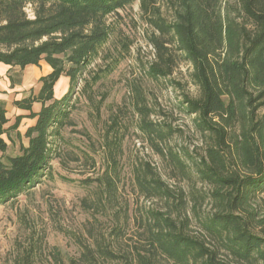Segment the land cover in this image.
I'll return each instance as SVG.
<instances>
[{"label":"trees","instance_id":"obj_1","mask_svg":"<svg viewBox=\"0 0 264 264\" xmlns=\"http://www.w3.org/2000/svg\"><path fill=\"white\" fill-rule=\"evenodd\" d=\"M159 1L0 0V64L52 69L37 94L13 102L28 115L12 124L0 103V205L40 182L48 166L50 142L68 118L70 95L56 96L60 79L73 90L110 38L109 17L139 2L152 30L149 77L170 78L182 63L192 69L199 98H187L183 110L195 116L204 153L162 154L191 183L188 191H174L149 166L138 171L143 194L165 203V211L148 213L145 246L122 257L98 246L73 264H159L160 257L168 264H264L257 203L264 195V0H163L170 15ZM23 119L35 120L24 132L28 146L5 163L4 137L19 132Z\"/></svg>","mask_w":264,"mask_h":264},{"label":"rangeland","instance_id":"obj_2","mask_svg":"<svg viewBox=\"0 0 264 264\" xmlns=\"http://www.w3.org/2000/svg\"><path fill=\"white\" fill-rule=\"evenodd\" d=\"M222 1L232 6L237 2ZM159 2L170 15L163 0ZM27 13L32 17L30 8ZM108 23L110 38L78 85L72 90L65 77L57 84V97L70 95L68 118L50 142V159L40 182L0 205V264H22L25 259L31 264H73L87 249L95 254L98 246L129 256L147 244L148 213L165 211L164 201L140 190L138 171L149 166L176 192L192 186L173 170L170 156L162 155L185 152L197 159L204 153L195 116L183 110L187 98H199L190 81L191 67L182 63L167 79L149 77L152 30L139 2L110 16ZM48 70L52 71L45 62L10 70L11 88L20 86L9 101L37 94ZM24 75L27 84L22 83ZM1 85L0 80V91L6 92ZM14 113L12 124L17 116L28 115ZM34 123L23 119L19 132L5 135V163L8 157L22 155L29 143L24 132ZM257 203L264 210V195ZM191 230L197 231L194 226ZM96 259L97 264H110ZM158 262L168 264L162 257Z\"/></svg>","mask_w":264,"mask_h":264},{"label":"crops","instance_id":"obj_3","mask_svg":"<svg viewBox=\"0 0 264 264\" xmlns=\"http://www.w3.org/2000/svg\"><path fill=\"white\" fill-rule=\"evenodd\" d=\"M42 64V63H41ZM35 66H33V67H29V68H34ZM49 68H51L50 66H48ZM19 69V68H18ZM26 69H28V68H26ZM10 70L11 71H13V72H17V68H10V67H7V66H4V65H1L0 64V80H1V82H2V85H1V87L2 88H5L7 91L6 92H1L0 91V103H4L5 104V109H6V111H7V115H8V117L12 120V117H13V115L15 114L14 112L17 110L15 107H14V105H12V109L10 108V106H11V103L12 102H14L15 100H20V99H23L24 97H19V98H16V99H14V101H9L10 100V98H11V95L13 94V93H17V92H19V86L20 85H18V84H15V85H13L14 86V88H11V86H12V84L10 83L11 82V79H10V81H9V72H10ZM52 70V69H51ZM52 71H49L48 70V72H47V75L48 74H50ZM46 75V76H47ZM26 75H24L23 76V81H22V83H24V82H26L25 84H27V79L28 78H26L25 77ZM45 77V76H44ZM3 93V94H2ZM13 104V103H12ZM13 110H15L14 112H13ZM17 111H20V110H17ZM20 112H23V111H20Z\"/></svg>","mask_w":264,"mask_h":264}]
</instances>
